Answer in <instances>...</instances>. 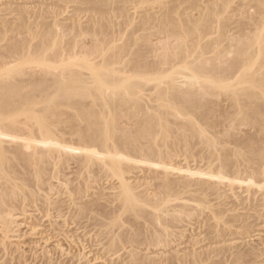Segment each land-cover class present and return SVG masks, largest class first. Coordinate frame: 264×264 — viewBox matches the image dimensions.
<instances>
[{
    "label": "rangeland",
    "instance_id": "374dc122",
    "mask_svg": "<svg viewBox=\"0 0 264 264\" xmlns=\"http://www.w3.org/2000/svg\"><path fill=\"white\" fill-rule=\"evenodd\" d=\"M88 1L90 2L88 3ZM98 4L101 6L99 7L101 9L98 8L99 11L95 9V5ZM254 5L252 0H0V12L1 10L3 12V14L0 13V35L2 38L3 34L5 41L12 40L11 44L25 39L32 48L41 44L50 46V50L41 54L42 57L46 56V62L43 64L57 69L71 68L74 74L81 75L85 79L90 78L91 69L108 65L107 59L113 50L126 47L123 48L126 49L125 54L124 50H121L124 58L114 65L116 68H122L131 56L134 58V55L136 57L143 55L146 58L150 57L151 61L161 60L160 67L167 73L165 81L170 82L168 76L171 77V74L177 71L182 70L181 72H183L182 68L186 65L181 59L183 55L181 56L178 52L180 47L187 45L186 52H189L190 55V58L188 55L187 58L194 62L196 54L202 55L201 57L205 56L204 61L205 58H208L206 60L208 61L214 58V54L216 57L219 51L233 45L231 48L233 51L227 55V59L229 58L227 61L231 62L233 58L237 57L235 52L242 37V39H251L242 40L241 43L254 44L256 32L251 31L255 30L251 20L256 19L255 16H259V9ZM244 13H247L248 16ZM4 20H6V24ZM184 28L191 32L184 34ZM195 28H201L200 32L198 33ZM171 30L175 35H169L173 37L165 33ZM103 31L107 34L102 33ZM199 34L201 35L199 36ZM236 39H238L237 42ZM5 41L2 42V45L5 44ZM167 44L173 51L168 59L162 55L165 47H169ZM253 44L250 45L253 46ZM250 45L248 47H251ZM156 55L160 57L156 58ZM200 55L197 56L199 59ZM154 57L155 59H152ZM198 58L195 60L196 63L202 59L198 60ZM81 63H84L86 67L80 66ZM31 65L36 67L37 64ZM249 70L253 74L256 72L254 68ZM183 73L188 74L189 71L184 70ZM239 75L237 74V78L233 81L223 82L221 80L218 86L223 87L238 82L235 87L237 90H241L254 85L255 82L253 83L250 78L244 79L241 73ZM180 77V81L187 83V86L192 83V79L187 78V80L182 75ZM157 84L159 85V82L154 80L144 81L141 87L148 90ZM165 85L161 84L159 87L162 86L165 89L167 87ZM187 86L185 85V87ZM155 89L158 88L155 87ZM160 89L162 88L160 87ZM144 90L142 94H147L148 92H144ZM215 92L216 94H214ZM153 93L152 96L157 99L158 94L155 93V90ZM149 94L151 95V93ZM213 94L207 96L209 103L211 102L213 122L223 124L225 121L227 124L228 120L234 121L236 125L234 124L235 127L232 128V137H226L221 131L222 129L216 126L208 128L206 133L208 138L214 142L213 147L205 146L197 136H193L189 131L185 139L179 143L176 141V147L172 149L169 159L159 161L149 158L143 161L133 158L126 152L124 154L122 164L124 178L133 186L137 187L141 184L140 189L137 190L138 193L142 190L145 192L149 190L148 193L153 196L155 194L154 199L158 203L148 210L151 213L162 215L157 221L149 219L139 221L144 235L145 233L147 235L157 233V237L159 234L165 233L163 236L166 241L163 245L158 242L156 245L155 241L150 240L153 235L150 238L146 235L148 240L146 237L144 239L148 242L145 241L143 245H137V247L140 246V249L135 247V250L139 249L136 253L140 252L141 256L149 257L150 255L151 258H157L156 260H161L163 264H166L169 258L171 259L177 254L179 257L175 264H192L187 257L195 253L211 257L210 260H205L204 264H211L212 261L219 260H222L224 264H235V256L248 251L256 254L250 259L249 264L264 263V260H261L264 259V175L259 178L250 177L245 182L237 181L234 166L229 169L221 168V156L224 151L235 150L237 144L246 137L257 138L262 127L257 123L251 126L243 124V119L247 117L243 110L227 116L225 110L228 109L229 101L226 92L218 88ZM90 102L92 99L87 100V103ZM159 102L161 103V101ZM181 106L172 110L171 114L169 113V121L188 123L191 120L196 128H205L199 111L187 116L179 115V112L184 110V107ZM63 111L65 113L74 112L69 107H63ZM225 112V116L230 117L229 119L223 118L222 113ZM254 122L258 121L255 119ZM80 126L85 127V123L81 121ZM63 127L62 124L59 128ZM65 131L70 132L69 129H65ZM171 141L173 140L171 139ZM96 151L99 152V157L102 159L116 156L113 153H105L99 148H96ZM74 154L80 156L81 151ZM229 159L232 161V165L236 164L234 156H230ZM103 163L105 162L103 161ZM103 163L97 160L85 163L68 160L62 167L52 166L50 173L52 174L50 179L52 186L49 183L50 188L48 189V186L45 188L46 190L41 191V195L46 196L48 199L46 197L45 199L48 201L38 200L39 202H30L31 204L27 202L24 206L13 210L11 220H14L11 227L14 233H12L13 236L10 235L11 233L8 234V238L12 236L11 239L6 238L7 236L2 231L0 232V251L8 252L0 253L2 254L0 255V264L7 260L11 262V258H15L12 260L15 261L14 264H44L49 256L53 259L49 258L50 263L45 264H80L81 261V264L84 262L87 264V261H84L85 257L79 261L80 263L78 262L80 258L78 256H81L82 253L86 254V252L88 253L87 260L96 257V260L99 259L97 261L101 264H128L130 261H126L129 260L127 252H122L123 250L119 249L120 251L111 253V249L108 247L109 243L107 246L110 238L107 239L108 237L102 235L104 229H109L107 226L110 224L112 214L120 211L117 196L121 191L120 176ZM244 176L247 177L246 174ZM163 178L177 181H185L186 178L192 183L187 189H181L175 196L165 199L160 190L155 191ZM197 181H202L203 184H199ZM144 188L147 189L144 190ZM45 202L48 203L45 204ZM183 204H188L193 208L187 212H176L175 216L179 220L165 227L164 218H170L173 209ZM56 207L58 209L61 207V209L58 210ZM83 207H87L88 210L81 212ZM119 213L123 216L119 228L129 229L134 215ZM32 226L33 229H37L36 233L41 235H35V232V236L31 234ZM14 229L17 231L15 232ZM119 231L116 230L114 236H117ZM4 240L9 245H6V249ZM149 241L155 243L150 245ZM34 246H38L37 249H39H35ZM8 247L10 251L13 249L12 253ZM108 249H110L109 252ZM47 252L49 256H47ZM115 252H121L120 255H123V258H120L121 256L119 257V254L117 255ZM145 252L148 254L146 255ZM15 254L18 257L22 255L21 259H23H18ZM44 255L46 260L43 263ZM4 257L9 258L6 260ZM20 260L27 262L21 263ZM96 262L92 263L99 264Z\"/></svg>",
    "mask_w": 264,
    "mask_h": 264
},
{
    "label": "bare ground",
    "instance_id": "6f19581e",
    "mask_svg": "<svg viewBox=\"0 0 264 264\" xmlns=\"http://www.w3.org/2000/svg\"><path fill=\"white\" fill-rule=\"evenodd\" d=\"M89 2L90 1H88V3ZM253 3L259 9V16L254 15L256 19L252 18L253 20H251L253 21L252 24L254 23L253 25L255 26V30L251 31L256 32V35L254 34L255 43H250L253 44V46L249 43H241L242 40L246 41L249 39H242V37L241 41H239V46H237L238 43H236L237 50L235 53L237 55L235 56L237 57L235 59L233 58V61H227L229 59H227V55L231 54V51H233L231 50L233 45H229L225 48L226 50H223L225 51L224 53L222 50L219 51L220 53L216 52V57L214 54V58L212 57L213 59L208 61H206L208 58H205L204 61L205 56L201 57L202 55L198 54L200 55V59H203V61L201 59L199 63L195 61L198 58L197 54L194 56V59L196 58L194 62L188 59L190 55L189 52H186L187 45H185V47H180L178 52L181 56L183 55L181 59L184 60L186 64L185 67L182 68L183 72L184 70H188L189 73H183L181 72L182 70L174 72L175 74H171V77L168 76V78H170L168 81L170 82L165 81V75L167 73L164 72L165 70L162 71L160 67L162 64L161 60L155 59V57L152 58L155 60L151 61V59H149L150 57H143L142 54V56H137L138 58L134 55V58L131 56L132 58L130 57V60L127 61L122 68H116L114 65L121 62V59L124 58L123 53L126 49L124 50L123 48L126 47L122 49L119 48L120 50H113L108 56V65H104L102 68L91 69L90 78L85 79L81 75L74 74L71 68L62 67L57 69L43 64L46 62V56L42 57L41 54L50 50V46L41 44L32 48L25 39H23L24 41L18 40L15 44L13 42L11 44L10 41L12 40L9 42L8 40L5 41L3 34L2 38L0 35V225L2 228H0V232L2 231V233L7 236L6 238H8L9 233L13 236L12 233L14 232L11 226L14 219L11 220V218H13L12 212L24 206L27 202L31 204L30 202L35 203L36 201L46 200V196H42L41 191L46 190L45 188L48 186L49 189L50 185L52 186L50 183V179L52 178V174H50L52 166L59 165L62 167L68 160H75L78 163H85L86 161L92 160H97L102 163L104 161L105 163L103 164L111 169V171L117 173L121 178V191L119 194L117 193L120 211L112 214L110 224L107 226L109 229H104L102 234L108 237L107 239L110 238V241L107 242V246L108 243L110 245L108 246L111 249L110 252L112 253L119 249L123 250L122 252H127L126 254L129 260L126 261H130L128 264H163L161 260H156L157 258L153 259L150 255L149 258L145 255H139L140 252L136 253V251L140 249V246L137 247V245H143V242L146 241L144 238L147 235L146 233L145 235L143 234V230L139 226V221L142 219L157 221L162 215L151 213L148 210L158 203V201L154 199L156 197L155 194L153 196L148 193L149 190L147 192L142 190L138 193L137 190L140 189L141 184L138 185V183V186L136 187L134 185V187L132 183L124 178L122 168L123 157L126 152L133 158L143 161L149 158L159 161H163L166 158L169 159L172 149L176 147V141L179 143L185 139L189 131L192 132L193 136H197L202 144L213 147L215 145L214 142L208 138L206 134L210 127L215 128L217 126L222 129L221 131L226 137H232L233 134L231 132L236 125L234 121L230 122L228 120L227 124H225V121L223 124L213 122L210 109L211 102L209 103L207 96L216 94V92L214 94L213 92L218 88H221L227 94V99L229 101L227 105L228 109L225 110L228 114L227 116H231L233 113L243 110L247 115L242 121L243 124L251 126L257 123L262 127V131L257 138L246 137L237 144L235 150H225L224 154L221 156V168L229 169L234 166V172L237 175L235 179L237 181L245 182V180L250 177H262L264 175V144H262L264 141V0H252V4ZM95 7L94 8L98 11L101 9L99 8L101 7L99 4L95 5ZM244 14L247 15V13ZM5 21L6 20H4V23ZM4 23H2V25ZM184 30V34H189L191 32L187 28H184ZM195 30L199 33L201 28H195ZM251 31L250 34L252 33ZM102 33L107 34V32L104 31ZM165 33L166 35H175L174 32L172 33V30ZM200 35L201 34H199V36ZM4 41L5 44L2 45ZM237 41L238 39H236V42ZM248 45L251 47H248ZM167 46H169V44H167ZM165 48L162 55L168 59L173 54V51L170 46ZM121 50H124L123 53H121ZM153 52H155V50ZM157 56L160 57L156 55V58H158ZM59 58L61 59V57ZM200 59L198 58V60ZM61 60H63V58ZM31 64L37 65L36 67L34 66V68ZM79 65L86 67L84 63ZM251 68H254V70L256 69L255 74L249 70ZM249 71L253 75H250ZM240 73L243 75L242 77H244V79L250 78L253 83L255 82L254 85L250 88H243L241 90H237V87H235L238 82L223 87L218 86L221 80L223 82H227V80L233 81V79L237 78V74L240 76ZM145 75H147V77H145ZM181 75L184 78L186 77V79H192V83H189L190 85L188 86L187 83H182L180 81ZM202 79L203 81H201ZM151 80L159 82V85L166 84L167 87L163 89L164 87L160 86L162 88L160 89L157 84L155 87L158 89H155V87L148 90L142 89L141 85L143 82ZM185 85L187 87H185ZM143 90L148 93L142 94ZM154 90L155 93L158 94L157 99L152 96ZM149 93H151V95ZM88 99H92V102L87 103ZM159 101H161V103ZM180 105L184 107V110L179 112V115L187 116L199 111L205 128H196L191 120L188 121V123L169 121V113L171 114V111ZM63 107H69L73 109L74 112L65 113ZM226 112L222 113L224 116L223 118H228L225 116ZM255 119L258 122H254ZM81 121L85 123V127L80 126ZM62 124L64 127L60 129L59 127ZM65 129H69L70 132H66ZM171 139L173 141H171ZM96 148L101 149L105 153H113L116 156L110 159H102L99 157V152L96 151ZM78 151H81L80 156L74 154ZM230 156L236 158V166L234 164L232 165V161L229 159ZM244 174H246L247 177H245ZM191 183L192 181H187L186 178L185 181L163 178L158 186L159 188L155 184L157 187L155 191L160 190L163 197L167 199L175 196L177 191L187 189ZM197 183L203 184L202 181H197ZM146 189L144 188V190ZM46 203L48 202H45V204ZM190 208L193 207L188 204L179 205L174 208L170 218H164L165 227L179 220L177 216H175L176 212H187ZM59 209H61V207H59ZM86 210H88V208L83 207L81 212ZM119 212L123 214L131 213L134 215L129 229L119 228L121 227L120 221L123 217ZM26 214L27 213H25V215ZM31 229L33 231L31 234L34 235V232L35 235L39 234L38 232L36 233L37 229H33V226ZM116 230L120 231L117 233V236H114ZM156 234H151L154 237L148 234L147 237L149 236L148 238H150L151 236L150 240L152 239L155 241L156 245H158L157 242L162 243V245L165 244L166 241L163 236L165 233H163V235L159 234L161 237H156ZM29 236L31 235L29 234ZM6 241L4 248L9 246ZM153 241H149L150 245L155 243H153ZM12 247L14 248L15 246ZM37 247L35 249H37ZM135 247L139 249L135 250ZM84 249L86 248L84 247ZM110 249L107 251L109 252ZM12 251L10 252L12 253ZM17 251L22 252L21 250ZM3 252L2 250L0 251V253ZM48 252L47 256H49ZM5 253L8 252H4V254ZM120 253L116 254H119L120 257ZM35 254H37V252ZM147 254L148 253H146V255ZM254 254V252L248 251L245 253H238L234 258L236 262L234 263L249 264L250 259L256 255ZM21 256H17L18 259H21ZM81 256H78L82 258H79L78 262L83 260L84 257V261H87V264H91L92 262L95 263L97 260L99 261V259L96 260L95 257V259H88V262L86 259L88 257L87 252L86 254L82 253ZM178 257L176 254L171 259L169 258L170 260L168 259V263L166 264H175ZM8 258L9 257H7V259ZM49 258L52 257L49 256L48 260L45 262L46 258L44 255V261L42 258L41 260L43 263H50ZM120 258H123V255ZM210 258L211 257L207 255L204 256L195 253L187 257L192 264H204V261H208ZM11 259L13 260L15 258ZM12 260L11 262L14 264L15 261L13 262ZM11 262L7 260L2 262V264H12ZM23 262L27 261L23 260ZM23 262L21 261V263ZM211 264H224V262L222 260L212 261Z\"/></svg>",
    "mask_w": 264,
    "mask_h": 264
}]
</instances>
